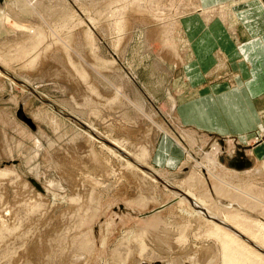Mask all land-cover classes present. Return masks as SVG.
I'll return each mask as SVG.
<instances>
[{
    "label": "rangeland",
    "instance_id": "rangeland-1",
    "mask_svg": "<svg viewBox=\"0 0 264 264\" xmlns=\"http://www.w3.org/2000/svg\"><path fill=\"white\" fill-rule=\"evenodd\" d=\"M180 2L0 0V264H222L205 217L100 138L209 210L264 225L263 129L217 140L176 115L180 19L198 8ZM161 131L186 156L159 171L149 156Z\"/></svg>",
    "mask_w": 264,
    "mask_h": 264
},
{
    "label": "crops",
    "instance_id": "crops-1",
    "mask_svg": "<svg viewBox=\"0 0 264 264\" xmlns=\"http://www.w3.org/2000/svg\"><path fill=\"white\" fill-rule=\"evenodd\" d=\"M181 1L198 8H187L180 19L187 62L182 64L186 92L176 106L178 120L216 139L232 136L249 142L257 130L264 131V0ZM214 70L230 73L234 82H210L206 77ZM161 132L149 156L155 169L173 164L182 150L186 156L179 140ZM253 151L264 155V139Z\"/></svg>",
    "mask_w": 264,
    "mask_h": 264
},
{
    "label": "bare ground",
    "instance_id": "bare-ground-1",
    "mask_svg": "<svg viewBox=\"0 0 264 264\" xmlns=\"http://www.w3.org/2000/svg\"><path fill=\"white\" fill-rule=\"evenodd\" d=\"M231 31L232 32L235 31V27H232V25H231ZM12 78L14 80L20 82L18 79L14 78V77H12ZM21 84H23V83L21 82ZM30 91H31V93L34 92L33 89H30ZM40 98L42 99V96ZM49 105L52 108H55L58 110V107H56L54 103L51 102V103H49ZM31 126L34 127L33 124ZM82 126H83V128L90 131L93 135L97 136L91 130L90 127H88L84 123H82ZM217 140H220V138ZM114 143L115 142H113V144ZM118 143H119V141H118ZM114 147L120 151V149L118 147H116V146H114ZM123 150H124V148H123ZM126 156L132 162V165L129 164L130 167L132 166V168L134 167L135 169L140 168V170L144 171L139 166V164L143 167H146V166H144V165H146V158L145 157H144L145 158L144 159L141 156H135V159H134V158L129 157L128 155H126ZM217 157H218V155H216V158ZM208 159L213 160L215 158L209 157ZM146 168H148V166ZM150 168L151 167H149L148 169L151 170ZM248 168H250V166H248ZM248 168H245V169H248ZM235 170L238 171V169H235ZM147 173H149V172H147ZM153 179H154V177H153ZM163 185H165L168 189L172 190L173 192L179 194L181 196V198L183 197L186 200V202H188L189 206L187 205V207H188V209H190L189 212L191 214H195L197 216H200L199 215V213H200L202 215V217L204 216L205 219L207 220V222L211 224V229H212L211 235L219 242L220 247H221V259H222L221 263L222 264H264V225L260 224V222L257 223L254 220H249L246 217L236 215V213H234V212H226L225 211V213H221V215H219L220 213L218 214V211L216 212V210H215V212H213V211L209 210V207H207L208 201L206 202L204 200L206 198L205 196L199 197V196H196L195 194L188 192V191L183 192L182 190L176 188L175 186H173L171 184L170 185L172 186V188H170L168 185H166V183L165 184L163 183ZM252 204L254 205V203H252ZM196 206H199L203 209H199ZM239 219L243 222V224H245V226H246V224L248 225V231L245 230V228H244L245 226L244 227L240 226L241 223H240V221H238ZM142 251H140V252H142ZM184 261H185V259H184Z\"/></svg>",
    "mask_w": 264,
    "mask_h": 264
},
{
    "label": "water",
    "instance_id": "water-1",
    "mask_svg": "<svg viewBox=\"0 0 264 264\" xmlns=\"http://www.w3.org/2000/svg\"><path fill=\"white\" fill-rule=\"evenodd\" d=\"M60 112H61V110H59ZM102 141H104V143L105 144H107V145H109V146H111V147H113L114 149H116L120 154H123L124 156H126V154L124 153V152H122L121 150L119 151L117 148H115L108 140H105V139H102V138H100ZM240 155H242V157H245V155L243 154V152H241L240 153ZM243 160L245 161V162H243V164H246V163H248V159H244L243 158ZM250 161V160H249ZM139 166L144 170V171H146V172H149L150 173V175L151 176H153L154 178H156L158 181H160L161 183H166V185H168L170 188H172V186L170 185V184H168L166 181H164L160 176H158L156 173H154L153 171H151V170H149L148 168H146V167H143V166H141L140 164H139ZM245 166H248V164H246ZM174 199V198H173ZM170 202H172V198H170L169 200H167V202H166V204H169ZM196 207H198L199 209H203V208H201V207H199V206H196ZM120 210H122V212L123 211H127L128 213H130V214H132V215H138V216H141V217H144V216H146V215H149L150 213H148V212H144V213H137V212H135V211H132L131 209H126V207H120ZM142 264V263H141ZM144 264V263H143Z\"/></svg>",
    "mask_w": 264,
    "mask_h": 264
}]
</instances>
